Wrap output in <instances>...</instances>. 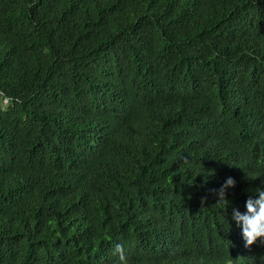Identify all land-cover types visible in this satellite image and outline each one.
Segmentation results:
<instances>
[{"label": "trees", "instance_id": "1", "mask_svg": "<svg viewBox=\"0 0 264 264\" xmlns=\"http://www.w3.org/2000/svg\"><path fill=\"white\" fill-rule=\"evenodd\" d=\"M256 189L264 0H0V264H264Z\"/></svg>", "mask_w": 264, "mask_h": 264}, {"label": "clouds", "instance_id": "2", "mask_svg": "<svg viewBox=\"0 0 264 264\" xmlns=\"http://www.w3.org/2000/svg\"><path fill=\"white\" fill-rule=\"evenodd\" d=\"M235 181L229 177L219 190V196L223 200L225 190L233 187ZM256 198L249 197L246 201V211L233 209L232 220L241 229L246 246H251L258 240L264 242V190L256 189ZM115 252L118 254L119 264H127L126 257L119 245Z\"/></svg>", "mask_w": 264, "mask_h": 264}]
</instances>
